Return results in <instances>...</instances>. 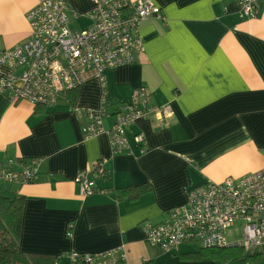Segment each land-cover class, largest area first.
I'll return each mask as SVG.
<instances>
[{
	"label": "crops",
	"instance_id": "obj_1",
	"mask_svg": "<svg viewBox=\"0 0 264 264\" xmlns=\"http://www.w3.org/2000/svg\"><path fill=\"white\" fill-rule=\"evenodd\" d=\"M151 1L162 19L140 25L144 51L136 63L87 81L73 104L64 95L51 108L36 107L0 93V160H41L37 182L9 188L24 198L22 254L69 264V252L123 247L127 264H217L180 261L178 255L197 251L187 247L198 246L165 252L146 240L140 224L161 222L194 188L264 168V5L257 18L246 20L238 0ZM37 2L0 0V49L28 38L26 14ZM68 4L79 14L70 26H89L86 14L95 0ZM139 87L151 93L153 105L170 104L172 118L134 124L126 133L131 153L113 155L105 134L83 137L74 109L98 110L105 102L107 130ZM139 133L144 154L133 139ZM96 161L110 177L97 182L101 191L82 197L73 179ZM124 188L129 194L116 192Z\"/></svg>",
	"mask_w": 264,
	"mask_h": 264
},
{
	"label": "built area",
	"instance_id": "obj_2",
	"mask_svg": "<svg viewBox=\"0 0 264 264\" xmlns=\"http://www.w3.org/2000/svg\"><path fill=\"white\" fill-rule=\"evenodd\" d=\"M240 18L258 17L264 0H238ZM79 18L68 0H38L26 14L28 38L10 49H0V93L12 102L27 101L36 107L51 108L69 91L92 79L102 80L107 69L136 63L144 51L140 25L149 18L162 19L151 0H95L86 14L90 25L75 30L70 20ZM106 103L98 110L74 109L85 139L105 134L113 155L131 153L127 131L140 120H164L173 116L170 104L151 103L145 88L135 89L130 100L113 114L107 130L102 119ZM140 152H146L142 133L134 136ZM41 160L6 158L0 160V186H17L38 181ZM110 176L103 161L73 179L82 197L101 190L99 180ZM241 222V236L228 241L225 232ZM146 240L165 252L178 251L194 243L202 249L238 248L264 255V168L241 178L209 182L187 193L186 203L169 209L159 223L140 224ZM69 264H127L123 247L100 253L67 254Z\"/></svg>",
	"mask_w": 264,
	"mask_h": 264
},
{
	"label": "trees",
	"instance_id": "obj_3",
	"mask_svg": "<svg viewBox=\"0 0 264 264\" xmlns=\"http://www.w3.org/2000/svg\"><path fill=\"white\" fill-rule=\"evenodd\" d=\"M77 91L78 89L64 94L69 98L71 104H73V98L76 96ZM19 186L22 185L8 186V189H5L4 191L0 186V264H57L55 258L28 256L22 254L18 249L22 227L21 221L24 198L11 192V189ZM130 189L131 188L117 189L116 192L119 195L124 196L127 193L129 194L131 191ZM145 189L146 188L144 187L134 196H138V194ZM178 258L180 261H216L220 264L231 262L258 264L264 261L263 254L250 251L245 252L238 248L202 249L198 247L196 252L178 255ZM144 264L154 263L150 261L145 262Z\"/></svg>",
	"mask_w": 264,
	"mask_h": 264
},
{
	"label": "rangeland",
	"instance_id": "obj_4",
	"mask_svg": "<svg viewBox=\"0 0 264 264\" xmlns=\"http://www.w3.org/2000/svg\"><path fill=\"white\" fill-rule=\"evenodd\" d=\"M75 27L74 25L71 24V28ZM172 118V117H171ZM2 188H8V186L5 185H1ZM241 226L242 223L241 222H235L233 224V226L231 228H229L226 232H225V237L228 241H236L237 239L240 238L241 236ZM190 250H196L198 247L196 246H192V247H187ZM182 262H191L188 260H182ZM216 262V261H214ZM217 264H220L219 262H216ZM227 264H248L245 262H231V263H227ZM258 264H264V261Z\"/></svg>",
	"mask_w": 264,
	"mask_h": 264
}]
</instances>
